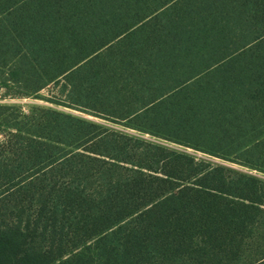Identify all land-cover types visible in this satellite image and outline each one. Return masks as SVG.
<instances>
[{
	"label": "trees",
	"instance_id": "1",
	"mask_svg": "<svg viewBox=\"0 0 264 264\" xmlns=\"http://www.w3.org/2000/svg\"><path fill=\"white\" fill-rule=\"evenodd\" d=\"M0 86L264 171V0H0ZM0 264H264V180L0 106Z\"/></svg>",
	"mask_w": 264,
	"mask_h": 264
},
{
	"label": "rangeland",
	"instance_id": "2",
	"mask_svg": "<svg viewBox=\"0 0 264 264\" xmlns=\"http://www.w3.org/2000/svg\"><path fill=\"white\" fill-rule=\"evenodd\" d=\"M55 92H56V90H55L54 86H50V87L46 88L45 90L41 91L40 93H38V95H36L34 97L14 98V97H9L6 94H4V96H2L0 98V106H13V107L19 108L24 114H29L33 108H50V109H54L57 111L65 112L68 114H72L74 116H78L80 118H84V119L93 121L97 124H100L104 127L110 128L112 130L127 133L129 135H133V136L145 139L147 141L168 147V148L176 150V151L185 152L187 154L194 156L199 161H205V162L210 163L212 165H220V166H224L227 168H231L233 170H236V171L248 174V175H252V176H255L261 180H264V171L255 170V169H251V168L246 167V166H242V165H238V164H235L232 162H228V161H225L223 159L211 156L209 154H205V153H202V152L190 149V148H185L183 146H179V145L164 141L162 139L153 137V136L148 135V134H143V133L131 130V129H127L124 126L110 123L108 121H105V120L100 119V118H96L94 116L85 114V113L80 112V111L64 108L61 106H56V105H53V104L47 102L46 101L47 98H51V96Z\"/></svg>",
	"mask_w": 264,
	"mask_h": 264
},
{
	"label": "built area",
	"instance_id": "3",
	"mask_svg": "<svg viewBox=\"0 0 264 264\" xmlns=\"http://www.w3.org/2000/svg\"><path fill=\"white\" fill-rule=\"evenodd\" d=\"M4 94H5V90H4L3 87L0 86V98H1L2 96H4Z\"/></svg>",
	"mask_w": 264,
	"mask_h": 264
}]
</instances>
